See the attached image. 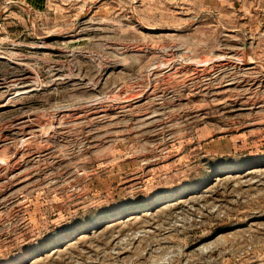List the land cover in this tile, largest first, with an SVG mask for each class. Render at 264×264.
Masks as SVG:
<instances>
[{
  "label": "rangeland",
  "instance_id": "374dc122",
  "mask_svg": "<svg viewBox=\"0 0 264 264\" xmlns=\"http://www.w3.org/2000/svg\"><path fill=\"white\" fill-rule=\"evenodd\" d=\"M0 264H264V0H0Z\"/></svg>",
  "mask_w": 264,
  "mask_h": 264
}]
</instances>
